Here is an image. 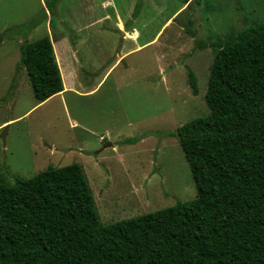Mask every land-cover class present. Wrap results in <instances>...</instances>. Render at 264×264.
<instances>
[{
    "label": "rangeland",
    "instance_id": "1",
    "mask_svg": "<svg viewBox=\"0 0 264 264\" xmlns=\"http://www.w3.org/2000/svg\"><path fill=\"white\" fill-rule=\"evenodd\" d=\"M45 3L0 0V182L78 164L101 226L194 199L189 164L167 131L208 114L211 44L264 24V0H59L55 16ZM133 26L139 44L151 43L136 50L121 37ZM44 36L66 45L63 58L71 45L76 90L37 104L19 46Z\"/></svg>",
    "mask_w": 264,
    "mask_h": 264
},
{
    "label": "trees",
    "instance_id": "2",
    "mask_svg": "<svg viewBox=\"0 0 264 264\" xmlns=\"http://www.w3.org/2000/svg\"><path fill=\"white\" fill-rule=\"evenodd\" d=\"M211 45L208 114L167 131L195 198L101 226L78 164L0 182V264H264V24ZM19 52L37 103L62 91L48 36Z\"/></svg>",
    "mask_w": 264,
    "mask_h": 264
},
{
    "label": "crops",
    "instance_id": "3",
    "mask_svg": "<svg viewBox=\"0 0 264 264\" xmlns=\"http://www.w3.org/2000/svg\"><path fill=\"white\" fill-rule=\"evenodd\" d=\"M189 1V0H188ZM187 1V2H188ZM106 3H108V2H106ZM125 33V35H129L131 38H127V37H125L126 39H130V40H132L133 41V43L135 44V49L137 50V49H140L142 46H144V45H147V44H150L151 43V40H149L148 42H146V43H143V44H139L138 43V40H139V38H140V35H139V33H138V31H137V29L135 28V26H133V28H132V30H123V32L121 33V37H122V35ZM50 36V35H49ZM51 37V36H50ZM62 39H64L65 41H66V38L65 37H63ZM124 39V38H123ZM155 39V38H154ZM153 39V40H154ZM51 40V42H52V47H53V51H54V55H55V59H56V61H57V64H58V68H59V71H60V75H61V78H62V85H63V89H62V91H60L59 93H57V94H59V95H61V94H63L66 90H68V91H75L76 90V88H75V86H76V84H75V82L73 81V78L71 77V76H73V67L75 68V66H73V64H74V58H73V54H74V51L72 50V48H71V45L69 44V43H67V50H69L68 52H70L69 54V59H66V58H63V53H62V50L64 49H66L65 48V46L63 47L62 46V48H60V47H58L57 46V48H59L58 50L56 49V42L51 38L50 39ZM66 50V51H67ZM88 50V48H86V50L84 51V54L85 55H89V51L88 52H86ZM128 52H121L119 55H118V58H123L124 56H126V54H127ZM59 59H61V60H63V62H64V65H63V67L60 65V60ZM117 64V60L112 64V66H114V65H116ZM72 66V69H71V67L70 66ZM111 66V67H112ZM110 70V68L107 70V72H106V74L108 73V71ZM75 71V70H74ZM106 74L103 76V78L106 76ZM103 78L100 80V82L103 80ZM99 82V83H100ZM98 83V84H99ZM90 91H92V90H90ZM88 91H86L85 93H87ZM79 94H84V93H79ZM47 100V99H46ZM44 102V101H43ZM38 104V103H37ZM100 138H102V136L100 137Z\"/></svg>",
    "mask_w": 264,
    "mask_h": 264
},
{
    "label": "water",
    "instance_id": "4",
    "mask_svg": "<svg viewBox=\"0 0 264 264\" xmlns=\"http://www.w3.org/2000/svg\"><path fill=\"white\" fill-rule=\"evenodd\" d=\"M2 138H4V133L1 135ZM106 147V146H105Z\"/></svg>",
    "mask_w": 264,
    "mask_h": 264
}]
</instances>
